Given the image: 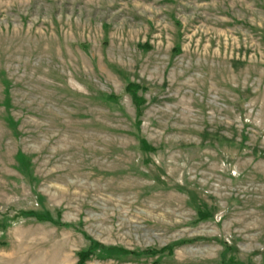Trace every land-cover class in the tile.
<instances>
[{"label":"rangeland","instance_id":"1","mask_svg":"<svg viewBox=\"0 0 264 264\" xmlns=\"http://www.w3.org/2000/svg\"><path fill=\"white\" fill-rule=\"evenodd\" d=\"M0 221V264H264V0H0Z\"/></svg>","mask_w":264,"mask_h":264},{"label":"trees","instance_id":"2","mask_svg":"<svg viewBox=\"0 0 264 264\" xmlns=\"http://www.w3.org/2000/svg\"><path fill=\"white\" fill-rule=\"evenodd\" d=\"M131 87H132V88L129 89V92L131 93V96H132L134 102H135L136 104H138L139 99L136 97V93H135L136 88L133 87V86H131ZM1 226H2V223H1V221H0V227H1ZM78 258H79V263H78V264H82V262H83L84 259L86 258V254H85V253H82V252H81V253H78ZM231 262H233V260H230L229 264H230Z\"/></svg>","mask_w":264,"mask_h":264}]
</instances>
